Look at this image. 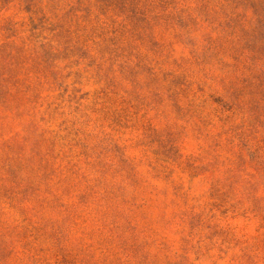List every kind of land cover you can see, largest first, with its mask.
<instances>
[{
  "label": "rangeland",
  "instance_id": "374dc122",
  "mask_svg": "<svg viewBox=\"0 0 264 264\" xmlns=\"http://www.w3.org/2000/svg\"><path fill=\"white\" fill-rule=\"evenodd\" d=\"M0 264H264V0H0Z\"/></svg>",
  "mask_w": 264,
  "mask_h": 264
}]
</instances>
